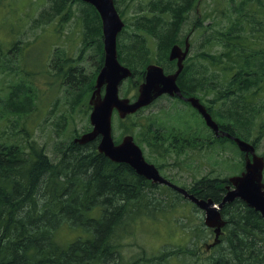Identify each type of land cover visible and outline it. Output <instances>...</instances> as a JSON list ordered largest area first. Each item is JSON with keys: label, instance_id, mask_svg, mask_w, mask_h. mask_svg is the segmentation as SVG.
<instances>
[{"label": "rangeland", "instance_id": "1", "mask_svg": "<svg viewBox=\"0 0 264 264\" xmlns=\"http://www.w3.org/2000/svg\"><path fill=\"white\" fill-rule=\"evenodd\" d=\"M54 1L0 0V142L19 143L21 146L30 143L41 145L48 156L56 161L58 150L63 149L76 135L91 128L92 108L89 101L93 83L86 81L93 78L92 72L100 63V55L96 56V46H85L94 37H86L87 40L82 41L85 26L80 22L76 24L77 17L80 13L85 14L83 12L88 8L86 3H71L72 10L66 14L65 21L56 19L50 23L46 16L38 23L41 14L46 13L49 6L55 5ZM171 1L177 0H117L116 6L127 20L125 29L118 36L119 58L135 71V76L121 85L120 95L123 98L137 97L136 84L147 62L155 59L163 62L157 51V47L160 49L159 40L154 38V33L162 32V22L176 27L177 38L192 30L194 24L201 20L191 36L189 77L185 81L187 87L191 84V89L195 88L196 74L199 78L201 68L208 66L203 51H222L221 46L213 43L205 48L204 42L209 37L220 36L222 31L232 26L234 15L231 0H197L194 6L191 5V10L182 15L183 20L179 24L176 16V20L172 19L174 13L162 9ZM237 1L239 4L240 0ZM257 5L264 8V1ZM252 15L251 11L244 10L242 17L250 20ZM143 17L147 20H142ZM257 18L264 23V15ZM100 24L102 31L101 21ZM102 38L96 37L95 40L101 41ZM55 57H60L63 63L76 69L75 84H63L56 76L55 69L50 66ZM168 64L164 61L160 65L166 67ZM209 75L208 80L215 90L203 87L196 95L221 117L225 113L219 98L222 91L217 85L218 79L211 81L212 75ZM216 75L225 78L220 71ZM83 76L86 77L85 81L82 80ZM78 81L82 84L79 85ZM23 99L27 105H22ZM239 106L242 107V104L239 103ZM249 118L248 141L256 143L257 153L264 155V90L253 100ZM112 131L115 141L126 134L135 136L146 150L149 161L160 166L163 176L176 180L181 186L189 188L204 176L209 179H230L244 170L243 155L231 143L216 142L213 147L194 150L192 146L183 148L179 138L176 145L179 150L168 147L178 133L187 136L197 134L200 139L214 136L203 120L175 100L162 98L126 120H121L115 114ZM158 141L162 142L163 147L161 152L156 153ZM145 189L142 190L144 194L149 193L153 200L160 199L162 205L167 204L168 196L172 195L170 188L171 191L148 185ZM176 208L180 212H170L167 214L168 220L145 218L147 220H139L132 228L121 230L119 260L123 264H130L139 257L157 256L161 257V264H209L207 257L212 254L217 239L204 224V212L188 200L178 203ZM187 215L189 224L183 228ZM68 233L66 228L62 229L60 239L67 242L71 237Z\"/></svg>", "mask_w": 264, "mask_h": 264}, {"label": "trees", "instance_id": "2", "mask_svg": "<svg viewBox=\"0 0 264 264\" xmlns=\"http://www.w3.org/2000/svg\"><path fill=\"white\" fill-rule=\"evenodd\" d=\"M74 1L77 3L80 0ZM196 1H171L162 9L174 13L172 19L176 20L177 17L179 24L183 20L182 15L191 10ZM262 1L240 0L238 4L237 0H231L234 15L232 26L222 31L220 36L209 37L204 42L205 48L213 43L221 46L222 51H203L208 66L201 68L199 78L196 74L195 88L184 87L189 77L188 65L179 79L184 97L195 96L203 87L215 90L208 80L209 74L212 75L211 81L218 79L224 115L220 117L203 103L223 130L246 141L250 134L249 113L253 100L264 90V23L257 18L264 15V8L257 5ZM54 2L55 5L49 6V10L41 14L38 23L46 16L50 23L56 19L59 22L66 20V14L71 13L73 0ZM87 5L83 12L85 14L80 13L76 24L80 22L85 26L82 41H86V37H94L85 46L100 47L101 41L95 38L103 36L101 19L95 8ZM243 9L252 12V19L242 17ZM117 10L126 24L120 8ZM142 20L147 18L143 17ZM200 23L201 20L194 24L192 30L175 38L176 27L162 22V32L154 33V38L159 40L160 49L157 47V51L163 59L160 64L168 62L171 47L183 45L184 39L191 38ZM97 54L100 55L99 67L103 54L101 51ZM57 59L65 76L75 79L76 69L63 63L60 57ZM127 66L135 76L134 69ZM217 71L225 78L217 76ZM143 72L137 83L143 78ZM55 74L58 76L56 70ZM82 80L85 81L86 77L83 76ZM88 82L94 85V77ZM93 85L90 92L95 90ZM22 103L23 106L27 105L24 99ZM210 131L214 136L206 138L209 147L216 142H227L237 147L233 141L215 137L214 132ZM181 136L176 134L172 143L177 145ZM187 140L188 143L182 142L184 146L190 143L194 150L202 149L201 142L189 137ZM63 149L58 150V159L53 161L41 145L30 143L21 146L19 143L0 142V264H123L119 260L121 230L130 229L145 218L168 220L167 214L173 211L179 213L177 204L187 200L179 192L164 186L160 187L172 192L168 196V203L162 205L160 199L153 200L149 193L142 191L148 183L145 182L143 186L138 183V179L143 177L136 175L128 164L115 163L100 153L97 142L82 146L72 139ZM241 154L244 158V154ZM170 181L176 182L174 179ZM226 183V179L204 176L194 181L188 191L198 198L219 203L225 195ZM222 214L227 220L226 229L224 233L216 235L212 254L207 257L209 264H264V219L260 213L241 200H235L224 206ZM184 218L187 221L182 227L186 228L189 217ZM64 228L71 235L67 242L60 239ZM160 260L161 257L157 256L139 257L130 264H161Z\"/></svg>", "mask_w": 264, "mask_h": 264}, {"label": "water", "instance_id": "3", "mask_svg": "<svg viewBox=\"0 0 264 264\" xmlns=\"http://www.w3.org/2000/svg\"><path fill=\"white\" fill-rule=\"evenodd\" d=\"M81 1L92 5L101 17L105 58L104 65L96 79V89L90 99L93 107L90 114L92 130L76 141L86 144L100 138L98 145L100 153L115 163L128 164L139 176L155 184L167 185L182 194L205 212L204 223L213 229L217 236L222 234V229L227 225L222 214L223 208L235 200H241L249 208L259 212L264 219V156L257 153L254 144L221 129L200 100L195 97H184L179 87L177 81L184 69L183 62L189 52V41H186L184 51L178 44L170 49L169 59L178 61L177 70L174 73L167 74L162 66L150 64L146 68L145 80L138 87L136 100L122 98L120 96L121 84L133 77L132 70L121 63L118 54V36L123 31L125 22L116 8L115 0ZM103 87H105L104 95H102ZM163 95L177 96L191 103L203 117L207 127L218 138L232 140L244 154L245 170L239 176L228 179L226 193L219 203L211 199H198L186 189L169 182L155 164L147 162L132 135L125 136L119 144L115 143L112 131L114 112L116 111L119 117L124 119Z\"/></svg>", "mask_w": 264, "mask_h": 264}, {"label": "flooded vegetation", "instance_id": "4", "mask_svg": "<svg viewBox=\"0 0 264 264\" xmlns=\"http://www.w3.org/2000/svg\"><path fill=\"white\" fill-rule=\"evenodd\" d=\"M73 2L74 3H76L74 0H73ZM99 14V13H98ZM99 17H100V15H99ZM100 19H101V17H100ZM101 23H102V21H101ZM189 41V44H190V48H189V52H188V54H187V56H186V58H185V60H184V62H183V65H184V69H185V67L189 64V61L190 60H188L189 59V57H191V53H192V43H191V38L190 37H186L185 39H184V43H183V45L182 44H178L182 49H183V51L185 50V43H186V41ZM58 50V49H57ZM57 50H56V52H55V55L57 54ZM98 51H101L102 52V54H103V59H102V64H101V66H99L98 67V64H96V69H95V72L93 73L92 72V77H94V85H93V88H94V86L96 85V79H97V77H98V74H99V72H100V70L102 69V67H103V65H104V58H105V51H104V40H103V38H102V40H101V46L100 47H96V56L98 55L97 53H98ZM95 56V57H96ZM120 59V58H119ZM167 60H168V66H163V68H164V71H165V73H167V74H170V73H174L176 70H177V63H178V61L177 60H173V61H171L170 59H169V56H168V58H167ZM121 61V60H120ZM121 63L123 64V65H125L122 61H121ZM49 64V63H48ZM150 64H158V65H160V62H158L157 61V59H155L153 62H150V63H148L146 66H145V68H144V72L142 73V75L144 74V76H143V78L141 79V81H140V83H137L136 84V86H138L139 87V85L145 80V73H146V68H147V66L148 65H150ZM50 66H51V68L53 69H55L56 71H57V73H58V77H59V80H61L62 81V83L63 84H75V79H71L70 77H66L65 76V71L60 67V65H59V61H58V59L56 58H54V59H52V61H51V64H50ZM125 66H127V65H125ZM161 66V65H160ZM128 67V66H127ZM128 68H130V67H128ZM169 68V69H168ZM131 69V68H130ZM184 69H183V71H184ZM132 70V69H131ZM183 71H182V73H183ZM133 72V71H132ZM182 73L180 74V77H181V75H182ZM133 77H134V73H133ZM132 77V78H133ZM180 77L178 78V84H179V79H180ZM129 80V79H128ZM78 83H79V85H81L82 83L81 82H79L78 81ZM192 83V82H191ZM139 84V85H138ZM122 85V84H121ZM179 87H180V85H179ZM186 89H191L190 87H191V84L187 87L186 85L184 86ZM120 88H121V86H120ZM181 88V87H180ZM96 89V88H95ZM95 91V90H94ZM181 91H183L182 90V88H181ZM92 94H93V91H92V93H91V96H90V99H91V97H92ZM105 94V87H103L102 88V95H104ZM121 96V95H120ZM138 96V95H137ZM189 97H196L197 99H199L200 100V102H201V104H203L204 106H206L202 101H201V98L200 97H198L197 95H195V96H189ZM123 98V97H122ZM125 98H128V97H125ZM136 98L137 97H135V99H131V101H134V100H136ZM162 98H167V99H171V100H175V101H177V102H179L181 105H183V106H185L186 108H189V109H191L194 113L196 112V114H197V116L201 119V120H203V123H204V125L207 127V125H206V123H205V121H204V119H203V117L200 115V113L198 112V110L196 109V108H194L192 105H191V103H189V102H187V101H185L184 100V98H179V97H177V96H174V97H171V96H169V95H163V96H161V97H159V98H157L155 101H153L150 105H148V106H146V107H143L142 109H140L139 111H142V110H144V109H146V108H148V107H150L151 105H153L154 103H156L157 101H159V100H161ZM130 99V98H129ZM89 104H90V101H89ZM91 105V104H90ZM91 108H92V110H93V107L91 106ZM138 111V112H139ZM92 112V111H91ZM137 112V113H138ZM115 114H117L118 115V113L115 111L114 112V115ZM136 114V113H135ZM114 115H113V117H114ZM134 115V114H133ZM129 116H131V115H128L126 118H124V119H122V118H120L119 117V115H118V117L121 119V120H126ZM113 117H112V121H113ZM91 124V123H90ZM208 129H209V127H207ZM92 130V126H91V128H89L88 130H86V131H84L81 135H79V137H74L73 139H77V138H80L82 135H84L85 133H88V132H90ZM181 132V131H180ZM178 134H181L182 136H181V138L179 139L180 140V142H181V146L183 147V148H189V147H191V144L189 143V144H187L186 146H184L183 145V143L182 142H186V143H188V140H187V138L189 137L190 138V140L191 139H193L194 141H197V142H201V144H202V150H204V148L206 147V146H208V143H207V139H200V137L197 135V134H190V136H187V135H184L183 133H178ZM127 135H131V134H126L125 136H127ZM125 136H123L119 141H115V143L116 144H119V143H121V141H122V139L125 137ZM133 136V135H132ZM134 137V141L136 142V144L141 148V150H142V152H143V155H144V157H145V159L147 160V162H149V163H151L150 161H149V159L146 157V150L141 146V144L138 142V141H136V139H135V136H133ZM174 138V137H173ZM115 140V139H114ZM179 140H177V143L179 142ZM99 141H100V138H97V139H95V140H93V141H91V142H88V143H86V144H82V146H85V145H87V144H95L96 142H97V146L99 145ZM156 141H157V137H156ZM155 144V143H154ZM162 147H163V144H162V142H157V145L155 146V148H156V150L154 151V152H156V153H159V152H161V149H162ZM168 147L169 148H172L173 150H179V148L174 144V143H172V142H169L168 143ZM180 151H182L181 149H180ZM155 166L160 170V166H157L156 164H155ZM161 171V170H160ZM133 172L136 174V175H138L136 172H135V170L133 169ZM161 173H162V171H161ZM139 176V175H138ZM165 177V176H164ZM166 178V177H165ZM143 179H145V181H143ZM169 182H171V183H173V184H175V185H177V186H179V187H182V188H184V189H189L188 187H185V186H181V185H178L176 182H172V181H170L171 180V178H166ZM227 181H228V179H227ZM145 182L146 183H148V184H146L147 186L148 185H153V186H155V187H157L158 185H160V184H155V183H153L152 181H149V180H146V178H140V179H138V183L141 185V186H143L144 184H145ZM227 185V184H226ZM226 185H225V187H226ZM182 195V194H181ZM184 197V196H183ZM187 199V198H186ZM188 200V199H187Z\"/></svg>", "mask_w": 264, "mask_h": 264}, {"label": "bare ground", "instance_id": "5", "mask_svg": "<svg viewBox=\"0 0 264 264\" xmlns=\"http://www.w3.org/2000/svg\"><path fill=\"white\" fill-rule=\"evenodd\" d=\"M188 191V190H187ZM188 193H190L189 191H188ZM191 194V193H190ZM192 195H194V194H192ZM195 196V195H194ZM196 198H198L197 196H195ZM198 199H201V198H198ZM201 200H204V199H201ZM212 200V199H211Z\"/></svg>", "mask_w": 264, "mask_h": 264}]
</instances>
